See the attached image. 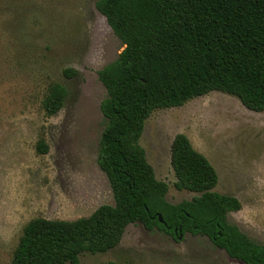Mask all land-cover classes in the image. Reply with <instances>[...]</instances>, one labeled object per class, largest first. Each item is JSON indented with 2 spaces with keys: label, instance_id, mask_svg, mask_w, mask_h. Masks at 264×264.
Listing matches in <instances>:
<instances>
[{
  "label": "rangeland",
  "instance_id": "obj_1",
  "mask_svg": "<svg viewBox=\"0 0 264 264\" xmlns=\"http://www.w3.org/2000/svg\"><path fill=\"white\" fill-rule=\"evenodd\" d=\"M97 0H0V264H11L25 224L35 217L73 220L114 203L97 162L105 127L100 105L107 91L98 70L123 50ZM77 69L67 77L66 68ZM69 94L47 115L49 85ZM186 134L218 171L215 191L238 197L227 218L264 244V111L213 90L182 106L159 108L145 121L140 144L171 203L199 192L179 190L171 164L176 134ZM43 139L48 151L37 143ZM79 264H246L189 231L176 239L129 223L118 245L84 252Z\"/></svg>",
  "mask_w": 264,
  "mask_h": 264
},
{
  "label": "trees",
  "instance_id": "obj_2",
  "mask_svg": "<svg viewBox=\"0 0 264 264\" xmlns=\"http://www.w3.org/2000/svg\"><path fill=\"white\" fill-rule=\"evenodd\" d=\"M96 7L124 45L98 70L107 95L100 105L106 123L97 162L114 203L73 220L32 218L11 264H79L84 252L118 245L135 222L176 239L186 231L206 235L231 257L264 264V244L227 218L241 200L214 190L218 171L186 134H176L171 144L174 186L200 194L179 203L166 199L169 184L157 178L139 140L156 109L182 106L213 90L264 111V0H97ZM64 74L75 76L77 69ZM68 94L65 84L51 83L45 113L56 114ZM37 149L45 153L48 145L40 139Z\"/></svg>",
  "mask_w": 264,
  "mask_h": 264
},
{
  "label": "water",
  "instance_id": "obj_3",
  "mask_svg": "<svg viewBox=\"0 0 264 264\" xmlns=\"http://www.w3.org/2000/svg\"><path fill=\"white\" fill-rule=\"evenodd\" d=\"M158 218H159V220H160L161 222H164V219H163L161 213L158 214ZM179 238H182V234L179 235Z\"/></svg>",
  "mask_w": 264,
  "mask_h": 264
}]
</instances>
